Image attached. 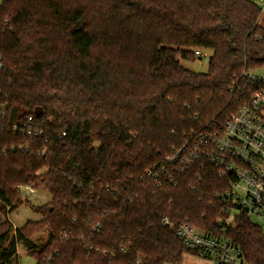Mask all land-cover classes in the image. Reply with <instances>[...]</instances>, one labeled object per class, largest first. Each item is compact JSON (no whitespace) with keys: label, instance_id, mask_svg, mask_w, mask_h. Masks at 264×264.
Wrapping results in <instances>:
<instances>
[{"label":"trees","instance_id":"obj_1","mask_svg":"<svg viewBox=\"0 0 264 264\" xmlns=\"http://www.w3.org/2000/svg\"><path fill=\"white\" fill-rule=\"evenodd\" d=\"M261 12L251 0H3L0 213L21 205L23 185L51 199L34 208L38 222L0 221V264H16L19 244L35 264L55 254L53 264L197 256L165 217L222 234L264 264V230L229 216L220 200L229 180L203 157L145 176L247 105L244 73L264 69ZM196 50L211 51L206 73L180 64L199 59ZM29 117L43 137L22 132ZM42 233L36 249L31 238Z\"/></svg>","mask_w":264,"mask_h":264},{"label":"built area","instance_id":"obj_2","mask_svg":"<svg viewBox=\"0 0 264 264\" xmlns=\"http://www.w3.org/2000/svg\"><path fill=\"white\" fill-rule=\"evenodd\" d=\"M194 55L197 58L205 56L201 50L194 51ZM243 81V88L249 93L246 106L224 124L212 125L201 133L190 135L152 170L145 171V176L158 177L157 172L165 167L183 172L190 169L199 157H203L229 180L220 198L229 216L236 209L238 214L264 228V69L245 72ZM40 126L35 125L32 117H29L22 126V132L33 138H41ZM64 136V132L59 135ZM157 167L160 168L156 170ZM160 175L163 176L164 172ZM22 190L32 193L35 189L31 185H23L20 186ZM162 221L188 250L210 260L212 264H250L240 248L222 234L203 233L188 223L174 224L166 217ZM227 223L228 220L223 221V224ZM98 231L99 227H96ZM56 256H47L42 264H53Z\"/></svg>","mask_w":264,"mask_h":264},{"label":"rangeland","instance_id":"obj_3","mask_svg":"<svg viewBox=\"0 0 264 264\" xmlns=\"http://www.w3.org/2000/svg\"><path fill=\"white\" fill-rule=\"evenodd\" d=\"M1 1L2 0H0V3ZM251 1L260 6L262 9L258 23L260 26L264 27V0ZM201 51L203 54H205L204 58H199L192 63L180 60L181 66L192 72L206 73L211 51ZM19 197L21 201V205L19 207L7 212L5 215L0 213V221L7 220L9 223H11L14 229H21L26 224V222H38L41 219V214L36 212L34 208H39L47 204L51 199L49 193L45 190H34L32 193L22 190ZM238 213V210H232L230 216L232 217ZM262 230H264V228H262ZM47 241V233L37 234L31 238V242L33 245H35L36 249H41L47 243ZM16 264H35L33 257L27 254L26 249L21 244H19L17 247ZM180 264H212V262L201 256L185 254L183 255Z\"/></svg>","mask_w":264,"mask_h":264},{"label":"water","instance_id":"obj_4","mask_svg":"<svg viewBox=\"0 0 264 264\" xmlns=\"http://www.w3.org/2000/svg\"><path fill=\"white\" fill-rule=\"evenodd\" d=\"M40 113H41V110L40 109H35V111H34V114L35 115H40Z\"/></svg>","mask_w":264,"mask_h":264},{"label":"crops","instance_id":"obj_5","mask_svg":"<svg viewBox=\"0 0 264 264\" xmlns=\"http://www.w3.org/2000/svg\"><path fill=\"white\" fill-rule=\"evenodd\" d=\"M3 2V0L1 1V3Z\"/></svg>","mask_w":264,"mask_h":264}]
</instances>
